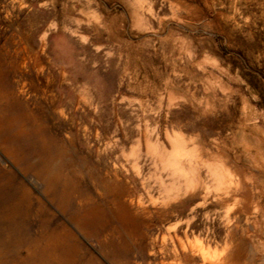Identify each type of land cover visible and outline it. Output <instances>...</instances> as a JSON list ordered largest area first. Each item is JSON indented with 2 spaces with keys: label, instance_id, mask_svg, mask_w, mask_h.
I'll list each match as a JSON object with an SVG mask.
<instances>
[{
  "label": "rangeland",
  "instance_id": "rangeland-1",
  "mask_svg": "<svg viewBox=\"0 0 264 264\" xmlns=\"http://www.w3.org/2000/svg\"><path fill=\"white\" fill-rule=\"evenodd\" d=\"M0 264H264V0H0Z\"/></svg>",
  "mask_w": 264,
  "mask_h": 264
},
{
  "label": "bare ground",
  "instance_id": "bare-ground-1",
  "mask_svg": "<svg viewBox=\"0 0 264 264\" xmlns=\"http://www.w3.org/2000/svg\"><path fill=\"white\" fill-rule=\"evenodd\" d=\"M180 142H177L176 144H179ZM46 181V183H47V186H48V188L49 187H52L53 185H55V183H56V179H53V178H48L47 180H45ZM108 188L110 189V187H109V183H106V186H105V189H106V191L108 190ZM100 192V191H99ZM99 192H98V194H99ZM101 194V193H100ZM55 196H56V198L58 199V201H59V204L60 205H65L66 204V202L68 201L67 199L70 197L68 194H67V183L65 184V186H64V188H63V190H62V192L60 193V194H57V193H55ZM101 198H102V200L104 201L105 199H104V195L102 194L101 195ZM14 208V207H13ZM13 208L11 207V209H12V211H13ZM17 208H14V212H17ZM47 236V235H46ZM46 238V237H45ZM43 242H44V240H43ZM49 247V246H48ZM44 250H45V248H42V250H41V252H44ZM203 253V252H202ZM204 254V253H203ZM68 255H70V254H68ZM71 256V255H70ZM185 261V260H184Z\"/></svg>",
  "mask_w": 264,
  "mask_h": 264
}]
</instances>
